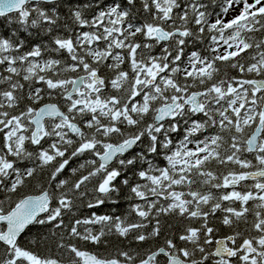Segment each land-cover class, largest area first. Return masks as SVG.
Masks as SVG:
<instances>
[{"label": "snow or ice", "instance_id": "1", "mask_svg": "<svg viewBox=\"0 0 264 264\" xmlns=\"http://www.w3.org/2000/svg\"><path fill=\"white\" fill-rule=\"evenodd\" d=\"M137 3L84 0L61 22V0H0L19 25L0 35V264H264V0ZM30 29L49 43L26 47ZM125 187L128 215L100 214ZM110 235L139 250L80 243ZM49 239L61 256L38 251Z\"/></svg>", "mask_w": 264, "mask_h": 264}, {"label": "trees", "instance_id": "2", "mask_svg": "<svg viewBox=\"0 0 264 264\" xmlns=\"http://www.w3.org/2000/svg\"><path fill=\"white\" fill-rule=\"evenodd\" d=\"M62 2V6L60 7L59 11L61 13L62 16V21L64 19H66L68 17V8L74 6L77 3H82L84 2V0H61ZM112 0H107V3H111ZM204 2L206 4L209 5L208 11L215 13L216 11H218V2L219 0H204ZM137 7H139V0L137 3ZM214 18V17H213ZM19 28V25L16 24H9L7 23V21L4 18H0V35H9L12 31L17 30ZM79 30V29H77ZM19 39L23 40L26 47H31L34 46L36 44H41V45H47L49 43V37L47 35H45V33L41 30H33L30 29L28 32H24V31H19ZM260 38V34L257 33L256 34V39ZM208 41L205 40L201 45L200 48H203L207 45ZM193 46L190 43L189 44V50H192ZM249 52H252V54H255V52L253 50H249ZM45 55L47 56L48 53L45 52ZM239 59V58H238ZM246 62V61H245ZM123 67H127V65H124ZM221 67V73L223 74L224 72H227L228 75L230 76H235L237 75L235 70L229 69L227 67V62H225L224 64L220 65ZM23 82V81H22ZM142 147L146 148V144L143 145ZM139 150V149H137ZM84 163V158H80L79 160L75 161L72 165V167H79V164ZM83 172H85L86 174V170H81ZM79 175V173L77 174ZM126 175L128 176L129 180H133L134 177L132 176L131 172L126 173ZM47 178V173L46 171L44 173H40L38 170V174L36 175L35 179H33L31 181V183L33 185H36L40 182H42L44 179ZM64 178H69V179H75L74 176H72L71 172L69 171L67 173V176ZM29 189H23L22 191H28ZM1 193V198L3 199L5 196V193L0 192ZM12 195V199L15 200L17 199V196L15 194H10ZM119 195V207H115L112 206L111 203L102 206L100 208V214H113L115 213L116 215H121L123 216H127L128 215V211H129V200L127 199V188H123L122 189V193L118 194ZM90 196L88 198H85L84 202H80L77 201V208L73 209L72 213L66 214L65 215V220L67 223V220L69 218L70 215H75L77 217L83 218L89 215L90 211L89 209H87L86 207V202L87 199H89ZM129 219H134V217H129ZM168 224H171L173 227L171 229H168L167 227L165 228L164 233L162 234V236L159 239L153 240L147 244H145L143 247L147 248V247H152L155 248L158 245H162L163 244V239H164V235H170L172 232H176L179 230L180 227V223L178 219H170L167 222ZM98 227V226H97ZM244 226H242L243 228ZM221 233H227L229 232V229L227 228H222ZM49 235V231L47 227H33L31 229V232L28 233V236L25 238V243L27 244V241L29 239H36L38 236L43 239L44 237ZM108 241V247L105 248L103 246H100L99 248L88 244V245H84L83 242L81 243L82 247H86L88 250L91 251H97L101 254H107L108 252H115L116 250L119 249H124V250H128L129 248L132 249H137L139 250V246L135 243H129V241L127 240H123L121 238H118L115 235H110L107 238ZM31 247H35L34 245H29ZM38 251L42 254H51V255H56V256H61V252L60 250L56 249L54 246V242L52 239H49L48 242V247L45 248L43 246V244L41 245V247L38 249ZM63 264H68V261L70 259L68 253L64 252L63 255L61 256Z\"/></svg>", "mask_w": 264, "mask_h": 264}, {"label": "flooded vegetation", "instance_id": "3", "mask_svg": "<svg viewBox=\"0 0 264 264\" xmlns=\"http://www.w3.org/2000/svg\"><path fill=\"white\" fill-rule=\"evenodd\" d=\"M1 196H2V195H1V193H0V199H2ZM219 215H220V214L217 213V219L215 220V223H216V224H219ZM242 226H243V225H241V228H242ZM221 230H222V228L219 230V233H218V234H219V235H224L225 233H221V232H222Z\"/></svg>", "mask_w": 264, "mask_h": 264}, {"label": "rangeland", "instance_id": "4", "mask_svg": "<svg viewBox=\"0 0 264 264\" xmlns=\"http://www.w3.org/2000/svg\"><path fill=\"white\" fill-rule=\"evenodd\" d=\"M249 2H251V0H249ZM235 13H230L229 18H231V15H234Z\"/></svg>", "mask_w": 264, "mask_h": 264}]
</instances>
